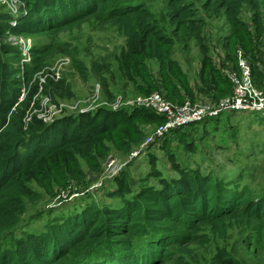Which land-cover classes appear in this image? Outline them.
Instances as JSON below:
<instances>
[{
  "label": "trees",
  "instance_id": "16d2710c",
  "mask_svg": "<svg viewBox=\"0 0 264 264\" xmlns=\"http://www.w3.org/2000/svg\"><path fill=\"white\" fill-rule=\"evenodd\" d=\"M20 1L28 14L18 21L9 12L1 13L0 37L39 38L58 34L107 14L118 21L117 25L130 40L136 33L133 25H139L140 45L153 54L164 87L175 100L182 97L179 86L192 95L187 74L142 5L134 6L131 0ZM172 1L176 3L173 17L182 25L180 18L188 16L190 11L183 7V0ZM249 1L231 0L226 7L228 15L234 13L230 18L236 30L234 40L246 50L252 48L253 34L250 22L243 21L240 16L243 3ZM251 10L256 38L264 40V0H254ZM1 47L9 51L7 45ZM199 47L204 56L203 83H219L218 71L207 54L208 48ZM135 49L129 55L145 61L146 52ZM29 51L34 62L42 54H52L48 49L31 48ZM10 52L16 53L14 48ZM28 65L25 69H29ZM143 69V72L137 69L136 77L126 75L125 78L133 83L137 93L148 96L157 86L152 74L147 68ZM26 79L31 80L29 73ZM256 87L259 88L257 83ZM40 88L54 103L57 97L67 100L74 97L65 81L56 80L48 84L37 82L26 95L17 91L10 96L9 91L0 104V244L18 230L27 213L26 198L32 195L28 194V184L45 188L53 182L60 186L69 185L71 180L81 182L86 179V168L100 169L99 177L112 150L121 155L132 153L145 141L141 128L149 123H165L163 117L154 114L153 119L159 120L155 122L141 116L140 112L145 110L135 109L131 110L133 113L107 111L103 117L100 112L65 117L48 124L41 118L44 111L37 99ZM113 98L109 95V100ZM183 102L174 101L176 104ZM126 168L113 182L128 181ZM177 170L180 175L174 179L152 174L157 177L158 185L143 187L137 194L122 191L119 196L122 208L106 206L101 209L92 203L74 218L63 216L41 234H26L12 248L3 249L0 245V264H189L183 257L172 255L170 248L197 242L198 233L204 229L224 236L231 225L246 217L264 220V196L252 200L248 198L252 193L247 187L232 189L233 184L219 183L199 171ZM257 227V240H263L264 224ZM211 264L237 262L220 252Z\"/></svg>",
  "mask_w": 264,
  "mask_h": 264
},
{
  "label": "rangeland",
  "instance_id": "374dc122",
  "mask_svg": "<svg viewBox=\"0 0 264 264\" xmlns=\"http://www.w3.org/2000/svg\"><path fill=\"white\" fill-rule=\"evenodd\" d=\"M131 1L134 6L142 5L149 13L153 26L167 39L172 47L170 51L184 72L188 69L192 71L187 73L192 95L179 86L182 97L175 100L166 90L153 54L140 45V35L137 33L139 25H133L136 33L130 40L117 25L118 21L101 14L58 34L39 38L0 37V46L7 45L9 48V51L0 48V104L9 91L10 96L17 91L26 95L28 89L37 82L48 84L59 80L65 81L74 97L67 100L56 96L57 103H54L40 88L37 99L44 111L42 115H47L46 123L53 124L65 117L93 115L97 112L103 117L107 111L114 112L106 107L109 95L115 97L113 101L119 96L126 99L143 96L135 91L133 83L125 76L136 77L137 69L143 72V68H147L157 86L152 92H159L176 103L184 100L195 102L200 99L197 94L202 93L203 98H208L205 101H209L207 104L210 108L218 109L223 101L232 100L240 94V100L251 111L229 110L212 114L203 122L170 134L126 168L127 182L109 181L103 189L95 191L94 185L100 186L98 184L102 181V177H98L100 169L86 168L85 180H71L67 186L57 185L56 182L46 184L45 188L35 183L28 184V194L32 195L26 198L27 213L22 217L18 230L2 241L0 245L3 249L14 247L28 233H43L50 224L61 221L63 216L74 218L89 204L96 203L101 209L106 206L122 208L123 203L119 198L122 191L137 194L143 187L157 186L159 176L178 178L179 168L210 175L219 183L233 184L232 189L247 187L252 193L248 198L252 200L264 196V109L260 106L264 105V40L256 38L251 10L254 0L245 5L243 3L240 16L243 21L250 22V32L253 34L252 48L247 50L238 40H234L236 30L230 19L234 13L228 15L226 10L231 0H183V7L190 12L188 16L180 18L182 25L173 17L176 3L172 0ZM3 12H9L18 21L21 16L28 14L25 4L20 0H0V14ZM200 45L208 48V55L214 51L219 62L220 54L225 55V60H222L224 73L218 72L219 83H211L216 86L215 90L210 83L192 89L189 79L195 76L193 70L198 68L204 57ZM13 48L16 53L10 52ZM31 48L48 49L49 54H52H42L34 62L29 51ZM132 49L145 51V61L138 56H130ZM25 65L29 69H25ZM246 68L250 72L249 79L245 76ZM260 68L263 70L260 71ZM27 73L31 78L29 82ZM136 80L142 82L139 78ZM238 80H243L242 86ZM98 85L100 92L97 101H93V91ZM253 86L260 92L254 94L245 91ZM133 109L122 104L117 112L129 113ZM140 114L159 122L153 119L154 113L148 110ZM160 124L149 123L141 128L144 139ZM119 153L112 150L109 156L127 161L131 154ZM103 165L105 168V162ZM262 224L264 220L246 217L231 225L224 236L204 229L198 233L197 242L175 246L170 251L174 256L183 257L189 264H211L220 252L237 264H264V239L257 240L256 237L257 226ZM7 241L10 243L8 246L4 244Z\"/></svg>",
  "mask_w": 264,
  "mask_h": 264
},
{
  "label": "built area",
  "instance_id": "2783aa9c",
  "mask_svg": "<svg viewBox=\"0 0 264 264\" xmlns=\"http://www.w3.org/2000/svg\"><path fill=\"white\" fill-rule=\"evenodd\" d=\"M245 70V76L248 78L250 75L249 69L246 68ZM242 83L243 80L240 82V86H242ZM99 86L100 85L97 87L95 86V90L93 92V101H95L99 95ZM245 91H252L254 94L256 92H260L254 86L250 89L246 88ZM240 96L241 95L238 94L237 97H234L232 100L223 101L218 109H211L207 104L208 102L203 100H198L195 102L188 100L184 101L182 104H176L168 100L163 94L159 92H154L148 96H138L133 99H126L123 96H119L113 102L108 99L106 107L109 110L117 112L119 107L122 104H125L135 109L148 110L159 117H163L165 118V123L160 125L156 130L152 131L145 141L138 148H135V150L132 151L127 161H122L116 157H110L108 162L105 163L106 167L103 168V171L99 176V178L102 177V181L98 184L100 186L94 185L93 189L95 191L103 189L106 183L113 181L127 167L129 163L134 162L136 159L146 154V152H148V150L153 145H156V143H161L160 141L162 139H166L170 134L180 129H184L191 124L203 122L206 118L212 117L210 116L212 114L217 115L221 112L229 110L251 111V108L246 107L244 101L240 100ZM260 106L261 109H264V105ZM46 117L47 115H41V118H43L45 122ZM110 160H112V162H110Z\"/></svg>",
  "mask_w": 264,
  "mask_h": 264
},
{
  "label": "crops",
  "instance_id": "0c3cea01",
  "mask_svg": "<svg viewBox=\"0 0 264 264\" xmlns=\"http://www.w3.org/2000/svg\"><path fill=\"white\" fill-rule=\"evenodd\" d=\"M210 58L212 59V63L214 64L216 70L218 72H220L221 74L224 73V68L222 67V60H225V55L224 54H220V58H221V61L219 62L218 61V58H217V55L214 54V51L213 53L209 54ZM201 65H202V61L199 62V65H198V68L196 70H193L195 72V76L192 77L189 79L191 84H192V89L194 90L195 88L197 87H203V81H202V77H201ZM229 70H232V69H229ZM192 71L191 70H187V72H185L186 74L187 73H191ZM210 86L213 88V90H215L216 86L215 85H212L210 83ZM197 96L200 98L198 100H207L208 98H203V94L202 93H199L197 94ZM196 100V101H198ZM194 102V101H193ZM209 102V101H207Z\"/></svg>",
  "mask_w": 264,
  "mask_h": 264
}]
</instances>
